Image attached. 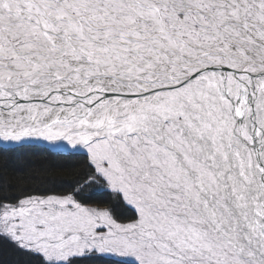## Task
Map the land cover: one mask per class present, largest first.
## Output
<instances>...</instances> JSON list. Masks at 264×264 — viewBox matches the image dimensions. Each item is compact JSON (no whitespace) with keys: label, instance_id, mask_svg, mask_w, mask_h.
<instances>
[{"label":"snow or ice","instance_id":"snow-or-ice-1","mask_svg":"<svg viewBox=\"0 0 264 264\" xmlns=\"http://www.w3.org/2000/svg\"><path fill=\"white\" fill-rule=\"evenodd\" d=\"M11 157L85 163L0 185L31 264H264V0H0Z\"/></svg>","mask_w":264,"mask_h":264},{"label":"trees","instance_id":"trees-1","mask_svg":"<svg viewBox=\"0 0 264 264\" xmlns=\"http://www.w3.org/2000/svg\"><path fill=\"white\" fill-rule=\"evenodd\" d=\"M32 158L34 159V157H31L30 159ZM40 159H45V158H40ZM14 160H16V158L14 157H11L8 159L0 158V179L5 180V183H6V184L4 183V185L0 183V185H3L4 186L3 190L9 193L10 195L16 194L17 188L24 190L26 188H31L33 186L40 185V184L47 185L48 183L49 184L47 186H49V185H52L53 182L56 183V180L63 181L64 179H66V182L70 184L71 182L70 180L67 179V177H70L69 179H73V180L77 178V175L76 174L74 175L72 170H75L77 171L76 173H78V171L81 172L83 168L85 167V163L79 159L65 161L63 159L49 158L48 161H51L50 163L51 165L49 168L47 167L43 168L44 172H41V175H40L41 180L36 179L34 181L33 180L24 181V180L19 179V177L13 175L12 172H9L7 168V162L14 161ZM64 163H67L68 165L64 167ZM45 169L47 171H45ZM56 170H61L63 172L64 170H67L66 171L67 174L66 176L65 175L53 176ZM33 173H36V172H32L31 174ZM26 177L27 178L31 177V175L26 176ZM45 181L47 183H45ZM0 264H31V259L30 258L27 259L25 254L13 248L9 243L0 241Z\"/></svg>","mask_w":264,"mask_h":264},{"label":"rangeland","instance_id":"rangeland-1","mask_svg":"<svg viewBox=\"0 0 264 264\" xmlns=\"http://www.w3.org/2000/svg\"><path fill=\"white\" fill-rule=\"evenodd\" d=\"M40 158H42V157H34V159L33 158L32 159L25 158L24 160H18V159H16L14 161H8L7 162V168L9 170V172H12L13 175L19 177V179H21V180H24V181H26V180H33L34 181L36 179H40L41 178V176H40L41 175V172H44L43 171V168H46V167L49 168L50 165H51L50 164L51 161H52L51 159H50L51 161H48L49 158L48 159H40ZM67 165H68L67 163H64V167L67 166ZM66 171L67 170H64V172L61 171V170H56L54 172L55 175L53 174V176H57V175H59V176L65 175L66 176V174H67ZM32 172H36V173L31 174ZM72 172L75 175L77 171L72 170ZM79 172L80 171H78V173ZM29 175H31V177H28L27 178L26 176H29ZM69 178L70 177H67V179L70 180V182H71L70 184L66 182V179H64L63 181L62 180H56V183L53 182L52 185H49V187L50 186L51 187L55 186L57 191L66 190V189H68L70 187V185L74 182V180L77 179V178H75L73 180V179H69ZM0 183L4 185L5 180H1L0 179ZM45 183H47V182L45 181ZM20 191H23V190L22 189H19V188L16 189V192L17 193L20 192ZM12 247L15 248L14 246H12ZM23 254H25V253H23ZM25 256L27 257V259L30 258L27 254H25Z\"/></svg>","mask_w":264,"mask_h":264}]
</instances>
